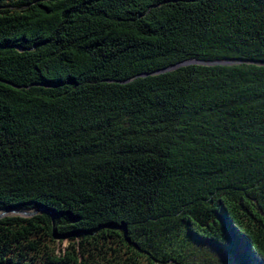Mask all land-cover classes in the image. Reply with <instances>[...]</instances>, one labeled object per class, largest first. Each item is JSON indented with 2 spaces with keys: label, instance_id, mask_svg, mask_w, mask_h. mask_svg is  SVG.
<instances>
[{
  "label": "trees",
  "instance_id": "trees-1",
  "mask_svg": "<svg viewBox=\"0 0 264 264\" xmlns=\"http://www.w3.org/2000/svg\"><path fill=\"white\" fill-rule=\"evenodd\" d=\"M259 61L264 0H0V264H264Z\"/></svg>",
  "mask_w": 264,
  "mask_h": 264
},
{
  "label": "water",
  "instance_id": "water-1",
  "mask_svg": "<svg viewBox=\"0 0 264 264\" xmlns=\"http://www.w3.org/2000/svg\"><path fill=\"white\" fill-rule=\"evenodd\" d=\"M238 62H242V60H220V61L190 60V61L182 62V63H180L178 65L172 66V67L168 68L167 70H172V69H175L178 66L188 65V64H191V63L206 64V65H215V64L226 65V64H233V63H238ZM255 63L264 64V61H259V62H255ZM17 212H19L21 214H24V215H32L36 211H33V212L17 211Z\"/></svg>",
  "mask_w": 264,
  "mask_h": 264
},
{
  "label": "rangeland",
  "instance_id": "rangeland-1",
  "mask_svg": "<svg viewBox=\"0 0 264 264\" xmlns=\"http://www.w3.org/2000/svg\"><path fill=\"white\" fill-rule=\"evenodd\" d=\"M215 255L221 261L222 264H236L235 261L232 260L231 257L226 254L216 253Z\"/></svg>",
  "mask_w": 264,
  "mask_h": 264
}]
</instances>
